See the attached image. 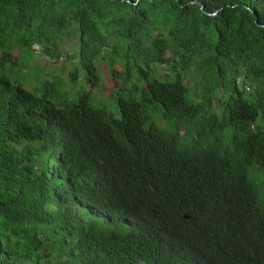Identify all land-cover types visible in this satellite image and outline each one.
<instances>
[{
    "label": "trees",
    "instance_id": "obj_1",
    "mask_svg": "<svg viewBox=\"0 0 264 264\" xmlns=\"http://www.w3.org/2000/svg\"><path fill=\"white\" fill-rule=\"evenodd\" d=\"M72 33V83L107 51L139 72L120 116L57 75L25 86L23 51L72 59ZM259 170L264 0H0V264H264Z\"/></svg>",
    "mask_w": 264,
    "mask_h": 264
},
{
    "label": "rangeland",
    "instance_id": "obj_2",
    "mask_svg": "<svg viewBox=\"0 0 264 264\" xmlns=\"http://www.w3.org/2000/svg\"><path fill=\"white\" fill-rule=\"evenodd\" d=\"M5 28V24L2 23ZM77 38L74 33L64 36L59 41V50L64 54H69L72 59H58L51 54L44 51H23V70L27 73L26 84L27 88H32L35 84V77L40 78H53L55 75L59 76L64 85L68 88L72 96H75L78 92L83 90H90L92 93L93 104L95 106L106 107L112 111L116 116H120L118 108V95L122 92L123 88H131L138 83L139 72L134 71L133 75L126 79L125 74L117 76L116 72L123 70L125 67L121 61L110 63L111 52L107 51L103 56H100L97 60V67L99 75L101 77L100 82L95 87H89L84 78L85 71L80 70V80L77 83H72L69 78V72L77 65V61L73 57L77 51ZM36 47V45H35ZM34 48V47H33ZM37 48V47H36ZM40 48V47H38ZM19 51V49H17ZM161 51L153 46H144L138 50L136 60L143 67H151L157 77L165 78L169 67L167 64L161 62L159 59ZM243 75V74H242ZM191 89L197 90L199 87V77L196 73H192L186 80ZM140 85H144V80L140 82ZM253 90V87H252ZM158 122L161 125H165L166 122L158 118ZM258 170V169H254ZM262 176H259L256 180L260 193L264 195V172L259 170Z\"/></svg>",
    "mask_w": 264,
    "mask_h": 264
},
{
    "label": "built area",
    "instance_id": "obj_3",
    "mask_svg": "<svg viewBox=\"0 0 264 264\" xmlns=\"http://www.w3.org/2000/svg\"><path fill=\"white\" fill-rule=\"evenodd\" d=\"M38 47H40V46H38ZM244 86H245L246 90H250V86L248 84H245Z\"/></svg>",
    "mask_w": 264,
    "mask_h": 264
}]
</instances>
